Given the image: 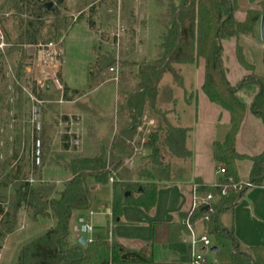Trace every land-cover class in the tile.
Returning <instances> with one entry per match:
<instances>
[{"label":"trees","instance_id":"obj_1","mask_svg":"<svg viewBox=\"0 0 264 264\" xmlns=\"http://www.w3.org/2000/svg\"><path fill=\"white\" fill-rule=\"evenodd\" d=\"M119 1L122 19L129 27V39L128 49L121 52L114 108L106 111L99 104L85 100L87 93L99 86L114 85V82L107 81L112 76L109 69L116 63V53L100 43L93 47L95 62L90 67L87 88L71 89L64 85V90L60 91L34 87L37 97L44 103L56 94L68 104L76 102L73 108L87 115L83 151L73 152L69 155L70 159H50V163L54 161V165L70 173L64 188L60 191L55 183L42 181L41 168L37 172L39 180L31 182L28 163L22 158L17 159L18 149L11 159H6L0 166V250L4 239L16 230L22 209L32 221L40 218L55 221L54 226L21 247L15 264H130L153 260L152 243L143 244L137 250L127 248L116 240L108 242L102 238L89 241L85 246L72 245L71 222L76 212L91 206L97 186L109 183L111 177H114L111 182V222L120 223L124 206H139L151 213L161 185L189 176L193 159L189 146L191 128L179 126L173 121L178 100L175 90L183 81L180 65L203 60L202 90L210 102L230 115V128L224 141L213 144L216 162L225 164L226 168L219 181L224 183L229 178L239 180L238 162L249 160L248 179L257 186H264V151L247 155L238 153L236 149L237 135L247 113V104L238 93L251 82L258 85L259 91L251 101V111L264 122V78L255 77V81L248 82L244 78L238 85H232L226 75L222 45L224 39L255 36L264 15V0H249L257 2V7L248 9L244 20L235 17L240 0H155L160 8L154 19L158 41L153 57L142 61L129 58L135 51L133 0H75L73 7L75 12L80 13L77 20L89 10L87 20L91 29L96 28L98 21L108 28L112 21H116ZM53 4L55 7H51ZM63 7H68L67 0H0V24L6 43L5 53L0 52V73L8 61L14 71V116L18 120L26 113L30 119L32 110V102L20 85L25 82L26 46L38 41L45 27L44 18L48 16L54 17L49 39L59 41L63 38L73 20L63 14ZM97 11H100L98 18L95 17ZM6 22L11 24L12 30L7 29ZM236 52L239 64L245 70H253L255 65L247 61L240 45H237ZM262 62L264 65V50ZM166 76H170L169 81L164 79ZM76 97L78 100H75ZM6 100V94L0 89V110L11 108ZM73 108L66 107L68 111ZM3 115L0 121L7 122L9 117ZM146 117L157 120V124L145 135L144 146L149 153L135 167L128 168L125 160L134 154L136 147L142 145L143 133H139L138 128ZM41 131L43 166L54 130L46 124ZM62 138V149L67 152L70 149L69 137L65 134ZM54 155L59 157V154ZM196 181L201 182L199 179ZM202 191L212 192L218 198L213 211L201 208L196 217L208 214L209 220L204 223L208 234L227 236L233 245L230 260L214 264H264V246L244 250L234 228L225 226L222 221L223 215L234 210L246 190L231 189L226 196H219L220 190L216 187L206 186Z\"/></svg>","mask_w":264,"mask_h":264},{"label":"rangeland","instance_id":"obj_2","mask_svg":"<svg viewBox=\"0 0 264 264\" xmlns=\"http://www.w3.org/2000/svg\"><path fill=\"white\" fill-rule=\"evenodd\" d=\"M74 3L75 0H67L68 7L62 8L63 14H65L67 17L73 18L70 28L66 31L62 39L59 41L49 39L50 33L52 32L54 17L48 16L44 18L45 27L43 28L42 35L38 38V41L35 44H28L26 46L27 57L25 61V82L21 83L20 85L24 89L27 97L30 98V101L32 102V108L34 104H36V101L33 99V97L41 100L37 97V92L34 91V87H36V89L55 88L62 91L61 89L57 88L54 81L49 80V70L41 66L40 60L43 53L42 50L43 46L46 44L54 42L61 45V66L57 76L63 89V82L66 83L69 88L85 89L88 87L90 67L95 62V53L93 47L96 45V43H100L105 49L112 50L113 33L118 25H121L126 30L123 37L122 51H126L128 49L127 43L129 39V27L127 22L122 19L119 6L120 1L117 8L118 12L116 21H112L108 28L103 27L101 22L98 21L96 24L97 26L94 29H91L88 25L87 18L89 16V10L84 11V17L77 20L80 13L74 11ZM132 7L136 15V24L134 27L135 51L132 56H129V58H134L138 61H142L144 59L149 60L153 57L155 43L158 41L157 35L154 31V19L160 8L156 6L155 0H133ZM255 7H257V2L251 3L249 0H240V8L238 11H236L235 17L238 20H244L247 10ZM95 14V17L98 18L100 11L95 12ZM5 26L7 29H11L10 23L6 22ZM0 44H4L3 48L0 49V52H4L6 43L1 24ZM222 45L224 47L223 59L226 75L232 85H238L244 78L247 79V82L255 81V77L264 78V65L262 62L264 41L260 36V22L258 24L255 36L241 35L238 39H224L222 41ZM237 45L242 47L247 61L250 64L255 65L253 70H245L239 64L236 52ZM204 66L203 60H201L199 67L196 65L178 66L181 69L183 81L182 84L176 87L175 90V95L178 98V102L174 116L177 118L181 117L182 121L180 123L182 126L193 128V132L191 133L192 144H200L208 138H213L214 140H217L220 137L222 138L223 134L227 132L228 129V120L226 118L228 112L210 102L202 90V84L204 82ZM113 77V74L112 76H109L107 82H114V85L105 84L99 86L90 93H87L85 100H91L94 103H97L96 101H99L101 98L102 104L106 108L113 109L115 106L114 102L116 101L117 97L115 86L117 85V81H114ZM38 78H41L42 84L37 82ZM164 79L169 81L170 76H166ZM14 80V71L11 64H9L7 61L3 72L0 73V89H2L3 93L6 94V102L10 104L11 108L9 110H0V118L3 114L4 117L6 114L7 117H9L7 122L0 121V166L5 162L6 159H11L18 149L19 156L17 159L22 158L26 163H28V169H30L28 172L29 179H32V181L35 183L39 180L37 176L38 168H41L42 178L43 169L48 167L44 171V177L48 180L47 182L55 183L57 189L61 191L64 188L65 181L70 177V173L63 168L54 165L56 162L52 161L50 163V159H70L69 155H73V152L81 153L83 151L85 147L86 123L88 121L87 115L73 108L75 107V101V103L68 104L63 99V97H59L56 94L51 100H47L46 103L41 100L43 102L41 106V126L46 124L51 125L54 131L45 165L34 167L32 165V149L33 138L35 135L33 133V126L31 123L32 110L30 119L28 118L27 113L22 119L18 120L15 118L16 116L14 115L16 111L14 108V103L16 88L13 83ZM258 91V85L255 82H251L250 84L243 87L239 91L238 95L245 103L249 104L251 102L252 96H255ZM198 95L199 102L197 101ZM75 100H78V97H76ZM197 102L199 103V110L197 109ZM205 103H208L207 105H209V109H204L203 104ZM67 106H72L73 109L68 111V109H66ZM219 111H223L224 113L220 121L217 119L219 116ZM197 120L198 122L196 123ZM212 124L214 125V128ZM70 131L72 132L71 135H79L81 138L82 142L79 149L70 148ZM65 134H67L69 137L68 143L70 149L67 152H64L62 146L60 145V138H62ZM145 134H147V132ZM259 138L260 134L257 132L255 134L256 143L253 145L252 143L248 142V135H243L240 143V151L259 152ZM148 153L149 151L147 150L146 155L136 159L134 165H132L131 168L135 167L139 160L142 157L147 156ZM54 154H59V157H56ZM242 161L244 163L243 165H246L249 162L248 160ZM221 165L225 166V164ZM213 172H215V170H213ZM239 179L246 178L240 177ZM42 181H44L43 178ZM254 190H258V188L253 187L248 189L249 192ZM112 199L113 188L111 182L99 185L97 186L93 196L91 206L88 209L78 212L79 216L89 218V213L93 211L94 216L92 217V223L95 228L94 232L90 235L91 237L95 238V236L97 237L98 234L100 236L103 233L106 234V229L104 227L106 226L105 219L107 217L106 214L111 210ZM76 213L73 215L71 222L70 242L72 245H76L78 243L77 233L86 235L82 232L78 219L76 220ZM244 213L245 211H242L240 214V227L243 228L245 238H248L251 234H253L254 230L262 231V228L259 229L258 226H251L253 225L251 222H249L251 219L248 218L246 215L247 213L245 215ZM233 215V211H227L225 213V221L230 227L231 224H233ZM252 220L255 221L257 219L252 217ZM54 223V220L52 222V219L48 218H40L37 222L32 221L28 217L25 209H22L18 216L16 230L12 234L8 235L2 243V245L4 244L3 247L6 249L4 251L5 253H3V256L0 259V264H15L17 262L21 247L26 242L43 234L48 228H50L49 226ZM209 239L211 244L213 246H217L219 250L217 252H212L210 250L207 251L205 255L207 264L229 261L232 255V241L224 235H209ZM261 245L264 244L262 243ZM243 249L248 251L250 247H244Z\"/></svg>","mask_w":264,"mask_h":264},{"label":"crops","instance_id":"obj_3","mask_svg":"<svg viewBox=\"0 0 264 264\" xmlns=\"http://www.w3.org/2000/svg\"><path fill=\"white\" fill-rule=\"evenodd\" d=\"M200 64L201 60L198 63L189 65H196L197 67H199ZM63 85L67 84L63 82ZM253 97L254 96H252L251 101ZM197 101L199 102V95L197 96ZM96 102L100 104V106H102L104 110H112V108L108 109L102 104L101 98ZM198 102L197 109L199 108ZM114 103L116 104V101ZM207 104L208 103L203 104L204 109L210 108ZM218 115L219 116L217 119L220 121L224 115L223 111H219ZM226 118L228 120V129L227 132L223 134L222 138L220 137L217 140L208 138L200 144H192L190 135L189 146L193 151V159L189 176L184 180L161 185L158 191L157 203L153 212L148 213L146 210L139 206L126 205L122 210V221L120 223H113L111 222L112 210H110V212L106 214L107 217L105 219L106 226L104 227L106 229V234L103 233L101 234V236L98 234V238L95 236L94 239H100L101 237H103L102 239H106L108 242L116 240L125 247L133 250L139 249L143 244H153V260L151 262H138L130 264H190V246L187 242L184 241V237L187 235V233L183 228L181 222V219L183 217L182 214L189 207L190 183L193 180L199 179L205 185L212 186L216 184L221 178V175L218 174V168L219 166H221V164L216 162L214 158L213 144L215 142L224 141L230 128L229 113ZM173 121L175 123L178 121L176 124L182 126L180 123L182 121L181 117L177 118L176 116H174ZM197 122L198 120L196 121V123ZM212 126L214 128L213 124ZM191 130L192 133L193 128H191ZM257 132L258 134H260L259 152H241L240 143L242 136L247 134L249 139L248 142L254 145V143H256L255 134ZM60 145L63 147V138H60ZM236 149L238 153L247 155H256L264 151V122L262 119L256 117V115L251 111V102L247 104L246 117L237 135ZM243 164V161L238 162L239 175L241 178L248 179L251 162L249 161L246 165ZM46 168L48 167H45L42 171V178L44 181H48L44 177V171L46 170ZM213 170H215V172H213ZM69 178H67V180ZM256 188H258V190H254L251 192L246 190L244 196L240 199L239 203L233 210V224H231V226L234 228L235 235L238 237L243 248L257 245L264 246L261 245L262 243L264 244V187L257 186ZM242 211H245L244 215L247 213L246 215L251 219V221H249L253 224L251 226H258L259 229L262 228V231L254 230L253 234H251L248 238H245L243 228L240 227V214L242 213ZM75 217L76 220L79 218L78 212L76 213ZM252 217H255V219L257 220H252ZM222 221L225 226L230 227L225 221V214L222 217ZM54 224H51L49 227L54 226ZM81 236V233H77L78 243L76 245L79 244V238ZM3 245L0 250V259L3 256V253H5L4 251L6 249L3 247ZM213 247H216L217 251L219 250L217 246L214 245ZM113 264L124 263L116 262Z\"/></svg>","mask_w":264,"mask_h":264},{"label":"built area","instance_id":"obj_4","mask_svg":"<svg viewBox=\"0 0 264 264\" xmlns=\"http://www.w3.org/2000/svg\"><path fill=\"white\" fill-rule=\"evenodd\" d=\"M125 28L121 25H118L113 33V42L112 46L116 53V64L110 67L109 71L114 75L113 80L119 81L120 75V60H121V52L123 50V37L125 35ZM4 44H0V49L3 48ZM42 57L40 60L41 66L43 68H47L49 70L48 75L49 80L54 81L57 88L64 90L60 81L58 79V72L61 66V45L56 44L54 42H50L43 46ZM39 84H42L41 78L37 79ZM36 101L32 108V119L31 123L33 126V149H32V165L39 166L42 163V139H41V106L42 101L33 97ZM156 118L154 117H146L140 127L138 128L139 133H143L142 145L135 148L134 154L125 160V166L131 168L134 165L135 160L139 159L141 156L146 155L147 148L144 146L146 142V132L149 131L152 127L156 125ZM70 131V148L79 149L81 145V138L79 135H71ZM226 173L225 166L221 165L218 168V174L223 177ZM31 182L32 179H30ZM114 181V177L110 178V182ZM202 182H198L193 180L190 183V202L188 209L184 212V216L181 219L183 228L186 230L187 235L184 237V241L187 242L190 246V264H207V259L205 257L208 250L211 251L213 245L209 239V234L204 226V223L209 220V215H204L201 217H196L198 211L205 207L209 206V210L213 211V208L217 202L218 196L212 192H204L202 191L203 187H206ZM219 188L220 194L219 196H226L228 192L233 189L235 191L248 190L253 187H257L252 181L249 179H239L234 180L229 178L227 182L218 181L216 184L210 186ZM264 187V186H263ZM94 216L93 211L89 213V218L84 216H79V226H81V230L89 241L94 240V237L90 235L94 232V225L92 223V217Z\"/></svg>","mask_w":264,"mask_h":264},{"label":"water","instance_id":"obj_5","mask_svg":"<svg viewBox=\"0 0 264 264\" xmlns=\"http://www.w3.org/2000/svg\"><path fill=\"white\" fill-rule=\"evenodd\" d=\"M51 7H55V4L51 5ZM260 36H261V39L264 41V15L261 17V20H260ZM203 209L204 210H209V206H205V207H203ZM88 242H89V240L84 235H82L79 238V244L80 245L85 246V245L88 244ZM211 251L215 252V251H217V248L213 247L211 249Z\"/></svg>","mask_w":264,"mask_h":264}]
</instances>
